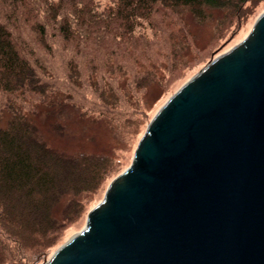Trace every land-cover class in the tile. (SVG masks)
I'll return each mask as SVG.
<instances>
[{"label": "trees", "instance_id": "1", "mask_svg": "<svg viewBox=\"0 0 264 264\" xmlns=\"http://www.w3.org/2000/svg\"><path fill=\"white\" fill-rule=\"evenodd\" d=\"M263 9L264 0H0V264L49 258L119 174L110 154L48 145L32 119L38 103L59 93L60 107L125 120L142 111L149 84L160 98ZM215 10L200 47L185 13L202 22Z\"/></svg>", "mask_w": 264, "mask_h": 264}, {"label": "water", "instance_id": "2", "mask_svg": "<svg viewBox=\"0 0 264 264\" xmlns=\"http://www.w3.org/2000/svg\"><path fill=\"white\" fill-rule=\"evenodd\" d=\"M41 264H264V10L164 102Z\"/></svg>", "mask_w": 264, "mask_h": 264}, {"label": "rangeland", "instance_id": "3", "mask_svg": "<svg viewBox=\"0 0 264 264\" xmlns=\"http://www.w3.org/2000/svg\"><path fill=\"white\" fill-rule=\"evenodd\" d=\"M100 1L102 4H106L110 3L111 0ZM216 12L218 11H214L213 17L202 22L194 20L190 12L185 13V19L191 30L190 33L194 36L195 44L200 47L206 45L215 33V25L219 15ZM255 20H249L240 29L227 33L214 43L209 56L196 65L167 93L161 95L160 98L157 96L159 93L158 85L155 82L149 84L142 91L139 102L136 101V107L142 111L129 115L125 120L115 121L98 114L80 115V110L72 106L65 105L64 107H60L57 104L60 100L59 93L51 95L49 99L53 101L52 103L49 101L38 103L36 111L32 114V119L48 145L64 153L85 151L110 154L119 161L117 173H120L131 163L135 148L147 123L164 102L208 62L239 43L248 34ZM191 53L190 50H187L185 56L191 55ZM131 102H135L134 98L131 99ZM0 124H4V121H1ZM108 184L93 196L89 204L90 207L97 204L103 198ZM62 206L63 204L58 209V212H56V207L53 209L54 216L61 211ZM86 216L87 211L78 221L67 228L62 243L84 227ZM55 249L51 250L47 257ZM45 259L38 264H41Z\"/></svg>", "mask_w": 264, "mask_h": 264}]
</instances>
